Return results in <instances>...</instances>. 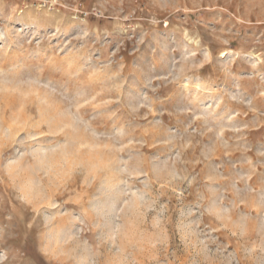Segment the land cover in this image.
Wrapping results in <instances>:
<instances>
[{"label":"rangeland","instance_id":"obj_1","mask_svg":"<svg viewBox=\"0 0 264 264\" xmlns=\"http://www.w3.org/2000/svg\"><path fill=\"white\" fill-rule=\"evenodd\" d=\"M0 264H264V0H0Z\"/></svg>","mask_w":264,"mask_h":264}]
</instances>
